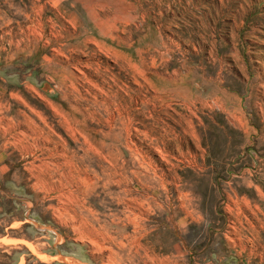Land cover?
<instances>
[{
	"label": "rangeland",
	"instance_id": "1",
	"mask_svg": "<svg viewBox=\"0 0 264 264\" xmlns=\"http://www.w3.org/2000/svg\"><path fill=\"white\" fill-rule=\"evenodd\" d=\"M256 157L264 0H0V264H264Z\"/></svg>",
	"mask_w": 264,
	"mask_h": 264
},
{
	"label": "crops",
	"instance_id": "2",
	"mask_svg": "<svg viewBox=\"0 0 264 264\" xmlns=\"http://www.w3.org/2000/svg\"><path fill=\"white\" fill-rule=\"evenodd\" d=\"M256 158H257V160L260 161V162H262V160L264 161V159H261V158H258V157H256ZM258 161H257V162H258ZM256 171H257V170H255V172H256ZM261 175L264 176V169H263V171H261ZM8 229H13L12 225H10V226L8 227ZM0 240L5 241V242H4V244H5V243H7L8 238H7V236H4V237H2Z\"/></svg>",
	"mask_w": 264,
	"mask_h": 264
}]
</instances>
